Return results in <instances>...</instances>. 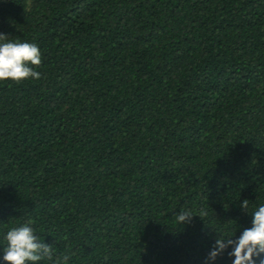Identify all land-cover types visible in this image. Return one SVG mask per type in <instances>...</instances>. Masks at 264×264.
I'll list each match as a JSON object with an SVG mask.
<instances>
[{
  "label": "trees",
  "instance_id": "1",
  "mask_svg": "<svg viewBox=\"0 0 264 264\" xmlns=\"http://www.w3.org/2000/svg\"><path fill=\"white\" fill-rule=\"evenodd\" d=\"M0 33L42 74L0 81V234L30 222L69 264H206L251 227L264 0H0Z\"/></svg>",
  "mask_w": 264,
  "mask_h": 264
},
{
  "label": "clouds",
  "instance_id": "2",
  "mask_svg": "<svg viewBox=\"0 0 264 264\" xmlns=\"http://www.w3.org/2000/svg\"><path fill=\"white\" fill-rule=\"evenodd\" d=\"M40 64L41 50L37 44L17 42L0 33V81L19 83L29 79L39 80L42 74L33 66ZM248 201L244 200L241 208L249 212ZM250 214L251 227L244 228L238 237L237 232H218L206 264H216L225 253L231 259V264H257L258 261L264 264V203L258 204ZM174 216L182 226L190 224L196 216L203 218L202 214H193L185 209H180ZM0 235V264H40L46 259L51 260L52 264H69L70 256L55 255V244L41 240L30 222L8 228Z\"/></svg>",
  "mask_w": 264,
  "mask_h": 264
}]
</instances>
